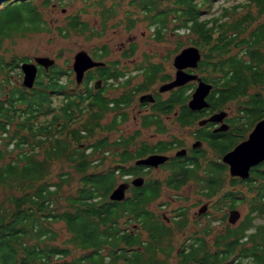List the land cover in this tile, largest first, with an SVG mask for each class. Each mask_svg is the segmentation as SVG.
I'll use <instances>...</instances> for the list:
<instances>
[{
  "label": "flooded vegetation",
  "instance_id": "1",
  "mask_svg": "<svg viewBox=\"0 0 264 264\" xmlns=\"http://www.w3.org/2000/svg\"><path fill=\"white\" fill-rule=\"evenodd\" d=\"M202 2L201 6L208 5ZM210 11L201 8L196 16L200 27L195 30L174 27L188 33V45L179 44L168 65L128 63L127 56L136 50L131 37L118 49L125 59L108 58L103 44L99 54H88L100 65L87 68L81 81H76L72 62L68 70L59 68L64 73L57 90L42 91L50 99L41 102L37 119L54 122L53 141L70 138L71 130L97 122L91 135L80 138L79 148L100 163L103 174L115 178L106 187V200L122 208L121 234L151 243L147 250L137 246L142 252L137 264H264V159L251 165L246 177L232 175L223 161L224 154L246 140L264 118L254 115L250 102L260 90L248 89L240 98L247 104L237 105L235 112L224 106L237 99L221 107L213 102L217 83L225 80L214 65H225L235 56L249 59L255 43L264 53L263 34L255 39L264 30V7L245 0L217 13ZM188 46L198 48L200 59L182 72L196 78L164 87L176 76L174 57ZM199 80L211 85L207 105L191 109L188 101ZM81 133L87 134L85 129ZM96 140L101 148L92 152ZM150 156H156L153 163H138ZM120 184L125 185L123 198L110 199ZM232 211L237 216L233 222ZM125 251L116 264L129 263L133 250Z\"/></svg>",
  "mask_w": 264,
  "mask_h": 264
},
{
  "label": "trees",
  "instance_id": "2",
  "mask_svg": "<svg viewBox=\"0 0 264 264\" xmlns=\"http://www.w3.org/2000/svg\"><path fill=\"white\" fill-rule=\"evenodd\" d=\"M35 1L0 0V49L5 39L48 29ZM50 1L41 0L40 6H47ZM107 1H110L109 5ZM256 1L264 7V0ZM127 2L153 26L157 40L163 38L171 15L178 23L170 29L188 26L195 30L200 27L196 20L201 10L199 0H172L171 7H161L160 0ZM120 3L121 0H94V5L100 6L101 25L105 26L117 14ZM202 3H208V8L212 6L210 0ZM65 21V26L58 27V33L64 37L73 31L83 33L91 29L79 13L68 15ZM133 25L134 19L129 18L127 28ZM262 34L264 37V30L256 33V41ZM254 45L258 46L255 48ZM254 45L248 52L249 59L235 56L225 65L213 66L225 75V80L217 83V96H213L218 107L230 99L246 105L240 98L248 89L264 84V70L260 66L264 63V53L259 44ZM25 60L27 58L11 54L4 61L0 55V72L4 74L0 82V264H116L122 255H126L127 248L133 250L129 252L128 264L139 263L137 260L142 252L137 246L147 250L151 243L144 244L140 238H126L128 232L121 234L118 218L122 208L115 205L117 202L106 200V187L109 188L115 178L112 173L103 174L100 163L88 159L85 148H79L80 138L91 135L97 122L71 130L70 138L53 141L54 122L40 123L37 116L41 102L50 99L42 91L57 90L59 76L64 72L57 65L48 70L40 68L31 88L12 85L6 89L10 74ZM250 102L255 106L254 115L264 116L261 92L252 94ZM62 110L66 114L68 106ZM99 115L98 112L95 118L99 119ZM82 129L87 134H82ZM100 148L101 143L96 140L92 152ZM61 160L67 162L69 170L61 168L53 175L57 178L54 180L50 176L52 164ZM71 179L75 182L73 188ZM59 199L64 201V208L58 203ZM58 222L68 233L66 243L80 253L74 259H69L68 244H55L59 234L53 224ZM161 230L165 231V228L162 226ZM105 246L109 250L106 256L103 254Z\"/></svg>",
  "mask_w": 264,
  "mask_h": 264
},
{
  "label": "rangeland",
  "instance_id": "3",
  "mask_svg": "<svg viewBox=\"0 0 264 264\" xmlns=\"http://www.w3.org/2000/svg\"><path fill=\"white\" fill-rule=\"evenodd\" d=\"M127 1L128 0H121L117 14L110 18L107 23H105V26H103L100 23V16L98 13L100 6L94 5V0H51L49 5L45 7L40 6L41 0H36L35 4L41 9V14L47 22L48 29L41 32L27 33L23 36H16L12 39H5L0 49V55L3 56L4 61H7L11 54H15L19 57L27 58L25 61L29 62H34L33 58L36 56H46L54 59L53 65L68 70L77 52L84 50L91 55L99 54L100 46L103 44L106 45L109 52L108 58L125 59L120 55L118 49L120 44L126 43L127 39L132 37L135 41L136 50L133 56H127L129 59L127 60L128 63L144 64L153 62L168 65V61L172 60L174 53L178 51L179 47L188 45V43H186L187 38H189L187 35L188 33H184V30L175 31L174 29H170L178 23V20H175L171 15L168 28L163 31V38L161 40L155 39V29L153 26L149 25L148 21L137 11L135 6L129 5ZM160 1L161 7L172 6V0ZM244 1L245 0H211V8L205 5H202L201 8L205 10L208 8V10H212L210 12L217 13L222 8H230L232 5ZM106 4L109 5L110 1H107ZM77 13L80 14L82 20H85L89 24L91 29L83 33H75L73 31L66 37L59 34L58 27L65 26L67 16ZM205 17H208V15H205ZM129 18L134 19V25L127 28ZM194 42V38H192L191 43ZM4 48L6 49L4 50ZM20 64L19 68L10 74V84L6 89L12 85L22 86L23 73L20 69ZM167 68L173 73L174 69L172 65L167 66ZM262 69L264 70V66ZM3 77L4 74L0 72V82L3 81ZM254 90H260L261 94L264 96V84ZM54 101L57 102V99ZM237 105H239V100L226 104L224 107H229L226 111L230 110V112H235ZM61 168H63V170H69L66 161H56L52 164L51 170L53 173L50 175L52 179L57 180L53 175ZM70 182L71 187L74 186V180L72 181L71 179ZM1 196L2 192H0V197ZM58 203L63 204V208L65 207L62 199H59ZM53 228L59 234V238L56 239L55 244L67 245L68 233L63 224L61 222L54 223ZM67 246L71 251L69 259H74V257L80 254L78 249L73 245L68 244ZM108 251V246H105L103 254L106 256Z\"/></svg>",
  "mask_w": 264,
  "mask_h": 264
},
{
  "label": "water",
  "instance_id": "4",
  "mask_svg": "<svg viewBox=\"0 0 264 264\" xmlns=\"http://www.w3.org/2000/svg\"><path fill=\"white\" fill-rule=\"evenodd\" d=\"M200 59L198 48L188 46L183 48L174 57V66L177 68L176 76L169 84L164 85L166 88L178 86L186 83L189 80L195 79V75L182 72L183 67H195ZM34 62L24 61L20 64V69L23 73L22 86L31 88L34 85L38 73V66L44 70H48L54 64V59L46 56H36ZM100 65V62L92 60L88 53L84 50L77 52L73 59V69L76 74V81H81L84 71L92 66ZM211 88L210 84L198 81V85L188 101V106L191 109H199L207 105L205 96ZM156 156H150L146 159L139 160L138 163H153L151 160ZM161 158V157H160ZM158 159V158H157ZM264 159V118L258 121L249 137L238 143L231 151L223 156V161L229 164L230 173L241 177L248 176L249 167ZM124 184H120L110 195L112 200H120L124 196ZM236 211H232L230 221H235Z\"/></svg>",
  "mask_w": 264,
  "mask_h": 264
}]
</instances>
